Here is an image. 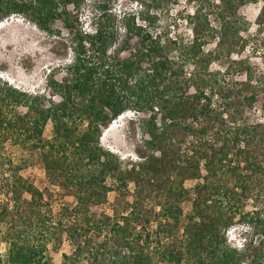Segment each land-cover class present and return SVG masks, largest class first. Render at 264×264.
Here are the masks:
<instances>
[{
    "label": "trees",
    "instance_id": "trees-1",
    "mask_svg": "<svg viewBox=\"0 0 264 264\" xmlns=\"http://www.w3.org/2000/svg\"><path fill=\"white\" fill-rule=\"evenodd\" d=\"M137 1L140 10L119 14L99 0L94 28L85 31L84 0H0V21L22 13L49 33L70 36L73 57L50 71L48 95L12 85L3 90L0 137L38 150L49 181L76 198L58 218L49 195L17 167L7 192L12 210L0 206V264H104L97 254L107 244L106 264H264V0H184L192 6L183 18L191 27L189 40L158 28V13L171 12L181 0ZM258 2L253 31L241 9ZM212 41L214 47H207ZM248 46L257 61L243 55ZM128 109L143 113L150 153L124 169L100 136ZM49 122L52 138L44 135ZM151 171L166 178L143 176ZM188 177L204 181L196 185L179 237V201L188 193ZM131 182L129 210L99 220L92 207ZM151 188L167 197L158 203L162 217L153 230V210L142 208L143 193ZM234 225L246 226L240 249L226 235ZM103 234L110 238L97 249L92 239ZM64 239L75 250L56 263L48 247L53 242L58 248ZM3 241L10 245L7 253L1 252Z\"/></svg>",
    "mask_w": 264,
    "mask_h": 264
},
{
    "label": "rangeland",
    "instance_id": "rangeland-1",
    "mask_svg": "<svg viewBox=\"0 0 264 264\" xmlns=\"http://www.w3.org/2000/svg\"><path fill=\"white\" fill-rule=\"evenodd\" d=\"M103 1L111 5L115 12L119 14H122L126 9L140 10L142 7L141 3L137 0ZM98 2L99 0H84L81 8L80 20L85 31H92L94 28L92 24L93 7H95ZM261 6V2L249 3L244 5L241 9V14L252 25V30L255 27V21L261 10ZM145 7L146 6L143 5V9L146 10ZM190 7L192 6L186 4L184 0H181L180 3L172 7L171 12L163 11L158 13V28L165 29L169 27L172 36H178L184 40H189L192 35L191 27L183 18ZM177 12H180L183 16H180ZM2 23L4 24L0 30V96L4 97L6 95L3 90L7 88L8 85L27 91L29 94L48 95L50 89L48 85L50 71L55 67H63L66 63H69L73 57V52L69 48L70 36L67 34L57 35L55 33H49L22 13L11 14L4 18L3 21H0V25ZM207 47L213 48V41L210 42ZM247 49L248 50L244 52L243 55L257 61V58H255L256 54H254L252 47L248 46ZM114 50L115 46L111 48V51ZM212 67L217 68L218 63H213ZM63 75L64 72H61L58 77ZM22 109L24 110L25 107H22ZM5 112L8 114V110L5 109ZM131 114H133L131 115L134 117L133 120H128L124 115L125 118L123 117L116 121L113 126H111L113 124L111 123L107 128H103L100 136V144L106 151L113 152L114 156L112 157L114 160L118 159L121 161L124 169H131L133 164L139 163L150 153L146 143L150 134L141 126L142 123L140 121L143 113L133 110ZM85 126L86 124L81 125V127ZM53 134V125L49 122L44 128V135L47 138H52ZM188 141L187 139L186 144H188ZM182 148L186 149V145ZM17 167H20L19 173L25 179L40 188L45 195H49L48 197H50L53 215L59 218L64 206L72 207L76 204V198L72 191L62 189L49 181L46 175L44 162L38 150L31 151L19 144H14L12 141L8 140V138L2 139V137H0V206L7 203L12 210L13 200L10 199V195H8L7 192L13 180L11 176L14 175L13 171H15ZM138 169L139 168H136V170ZM201 172L202 175L205 173L204 170ZM134 175L136 176L135 172ZM143 176L159 177L160 179L166 178L162 175H155L152 171ZM137 177H141L140 174H138ZM202 181H204V177H188L184 182L188 193L179 201L183 208V214L178 229L176 230L179 237L183 236L184 227L188 220L187 215L192 212V200L196 195V185ZM107 183L112 186V178L109 177ZM143 197V210L146 212L153 210L151 215H149L152 221L148 225L149 229L153 230L156 227L157 221H159L157 219H161L162 217L156 214L160 210L158 203L159 201H166L167 197L155 188L145 189ZM8 198L11 201H8ZM134 199L135 184L131 182L129 187L124 191H119L117 188L116 190L113 189L110 191L107 201L103 204L93 206L92 211L97 213V218L99 220L104 219L106 215H121L129 210L128 207ZM170 201L173 200L170 199ZM248 207L253 209L250 201ZM70 220L71 218L68 216L63 218L65 225H69ZM243 227L246 226H231L226 233L230 244L232 246H237L239 249L242 248L244 242L245 235L242 234ZM107 238H110L109 234L106 236H104V234L98 237L96 236L92 239V244L97 248L100 243L104 240L106 241ZM9 246L8 241H3L1 243V252L7 253ZM57 247L58 248H55L53 242H51L47 252L48 257L56 263H61L64 260L63 253L71 254L75 250V245L68 239H64ZM108 249L107 244L105 250L103 252L99 250L97 254L100 259H106V261L103 262L104 264L109 261L107 260L110 257ZM90 259L93 260L94 255L91 256ZM181 264H190V262L185 259Z\"/></svg>",
    "mask_w": 264,
    "mask_h": 264
},
{
    "label": "clouds",
    "instance_id": "clouds-1",
    "mask_svg": "<svg viewBox=\"0 0 264 264\" xmlns=\"http://www.w3.org/2000/svg\"><path fill=\"white\" fill-rule=\"evenodd\" d=\"M132 112H133V109H128V110L124 111L122 114L118 115V116L116 117V119L113 120V122H112L113 124H112L111 126H113V125L116 123V121L122 119V118L124 117V115L128 118V120H133L134 117L131 116V115H133V114H131ZM124 118H125V117H124ZM111 126H110V127H111Z\"/></svg>",
    "mask_w": 264,
    "mask_h": 264
},
{
    "label": "bare ground",
    "instance_id": "bare-ground-1",
    "mask_svg": "<svg viewBox=\"0 0 264 264\" xmlns=\"http://www.w3.org/2000/svg\"><path fill=\"white\" fill-rule=\"evenodd\" d=\"M3 24H4V23H2V24L0 25V30H1L2 26H3Z\"/></svg>",
    "mask_w": 264,
    "mask_h": 264
}]
</instances>
